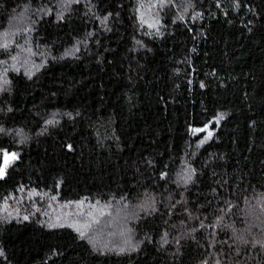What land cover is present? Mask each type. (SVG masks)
Returning a JSON list of instances; mask_svg holds the SVG:
<instances>
[{"label":"trees","instance_id":"trees-1","mask_svg":"<svg viewBox=\"0 0 264 264\" xmlns=\"http://www.w3.org/2000/svg\"><path fill=\"white\" fill-rule=\"evenodd\" d=\"M0 167V264H264V0H0Z\"/></svg>","mask_w":264,"mask_h":264},{"label":"snow or ice","instance_id":"snow-or-ice-1","mask_svg":"<svg viewBox=\"0 0 264 264\" xmlns=\"http://www.w3.org/2000/svg\"><path fill=\"white\" fill-rule=\"evenodd\" d=\"M165 2V0H161V3H164ZM168 2H170V0H168ZM4 47H7V45H3ZM4 83L6 84L7 83V80H5L4 81ZM222 118V117H221ZM49 123H51V121H49ZM211 134L209 133V136H210ZM201 143H203V141L201 142ZM2 173H3V170L2 169H0V176H2ZM190 178V177H189ZM81 235H83V233L81 234Z\"/></svg>","mask_w":264,"mask_h":264},{"label":"water","instance_id":"water-1","mask_svg":"<svg viewBox=\"0 0 264 264\" xmlns=\"http://www.w3.org/2000/svg\"><path fill=\"white\" fill-rule=\"evenodd\" d=\"M0 169H2V170H3V168H2V167H0Z\"/></svg>","mask_w":264,"mask_h":264}]
</instances>
